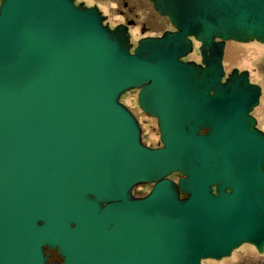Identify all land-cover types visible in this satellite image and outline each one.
I'll list each match as a JSON object with an SVG mask.
<instances>
[{
    "label": "water",
    "instance_id": "1",
    "mask_svg": "<svg viewBox=\"0 0 264 264\" xmlns=\"http://www.w3.org/2000/svg\"><path fill=\"white\" fill-rule=\"evenodd\" d=\"M150 3L173 30L131 48L129 21L108 27L93 5L0 0V264L263 252L264 132L250 113L260 87L245 69L224 73L221 57L226 40L264 44V0ZM191 39L198 63L180 59ZM130 89L158 146L118 100Z\"/></svg>",
    "mask_w": 264,
    "mask_h": 264
},
{
    "label": "rangeland",
    "instance_id": "2",
    "mask_svg": "<svg viewBox=\"0 0 264 264\" xmlns=\"http://www.w3.org/2000/svg\"><path fill=\"white\" fill-rule=\"evenodd\" d=\"M82 1L88 4H96L105 15V18L110 25L121 21V18L123 17L117 13V9H122L121 2L123 0ZM124 1L126 2L127 6H134V10H132L130 14L132 12L137 13V16L134 17L137 23H139V21L143 19V14L148 15L151 12L150 6L146 0H141L142 4L144 3V6L140 4V0ZM128 16L131 17V15ZM162 27H164L162 21L160 19L159 21H157V19L155 18L149 24V27L147 29H144L143 31L140 30L138 26L133 27L130 30L131 38L132 40H134L140 36L156 33L161 30ZM187 57L195 58L197 57V54L193 52ZM221 64L224 73L228 72L232 67H235L238 70L245 69L248 72L249 82L255 83L260 87L258 102L251 109L250 113L255 119L256 127L264 132V44L254 40L247 42H235L226 40L223 46ZM119 100L123 101V95H120ZM130 103H132V101ZM131 107L134 108V106ZM142 129L149 137L152 136L151 133H147L146 127H143ZM170 177H173V175H171ZM134 188V194L143 195L148 189V185H138ZM262 253L264 252H256L250 244L242 243L236 248L232 249L230 254L226 257H222L220 259H201L199 264H260L263 257Z\"/></svg>",
    "mask_w": 264,
    "mask_h": 264
},
{
    "label": "flooded vegetation",
    "instance_id": "3",
    "mask_svg": "<svg viewBox=\"0 0 264 264\" xmlns=\"http://www.w3.org/2000/svg\"><path fill=\"white\" fill-rule=\"evenodd\" d=\"M146 1H147V3L150 6L151 12L148 15L143 14L142 15V18L143 19L140 20L139 23H137L136 20H135V18H134V17L137 16V13L136 12H132L130 14V12L132 10H134L133 9L134 6L133 5L132 6H127L126 2L123 0L121 2L122 9H117V13L119 15L123 16V17L121 18V21L116 22L113 25H110L107 22V20L105 18V15L102 13V11L99 9V7L96 4H94V3L88 4V3H86V2H84L82 0H73V3L75 4L77 2H82V4L85 5V6H92V5L95 6L97 8V10L99 11L100 15L104 16V19L102 20V22L106 23L108 27H112V26H114L115 24H118V23L126 24L129 21V23L126 24V27H127V32H128V36H129V42L131 43V48H132L134 46V44H135L136 39H138L140 37H143V36H140V37L132 40L131 34H130V30L133 27H135V26H138V28L143 31L144 29H147L149 27V24L153 21V19L156 18L157 21H159V19L162 21V23L164 24V27H162V29L159 30L156 33L148 34V35H144V36H157V35H159L164 30H169V31H172L173 30V28L169 24L167 18L165 16H162V15L157 14L152 9L150 0H146ZM140 4L142 6H144V3L142 4V1L141 0H140ZM128 15H131V17H129ZM153 17H155V18H153ZM197 46H198V42H196V41H194V40L191 39V50L185 56L181 57L180 59L182 61L192 60V61L198 63L199 62V55H198V51H197ZM193 52H195V54H197V57H195V58L187 57L189 54H191ZM136 92H137V89H130V90L123 91L120 94V95H123V101L119 100V98H118V100L130 111V113L137 120V123H138L139 128H140V139H141V141L145 145L150 146V147L158 146L159 143L157 142V130H156V127H155V119L153 117H150V116L144 114L143 112H141L138 109V107L135 104ZM120 95H119V97H120ZM131 101H132V103H130ZM131 106H134V108L131 107ZM150 121L152 122V124H151ZM143 127H146L147 128V133H151L152 136L149 137L145 133V131L142 129ZM203 131L204 130H200V132H203ZM171 175H173V177H170ZM177 176H179V175L176 172L171 173V174L168 175V177H170L172 179H175ZM145 184L148 185V189L146 190V192H147L149 190L151 184L150 183H145ZM134 189L135 188L133 187V189L131 190V193H133V194H134V192H133ZM43 252L47 254V257H46V261L47 262H50V261H60L61 260V257L58 254H56L55 249L44 248L43 249Z\"/></svg>",
    "mask_w": 264,
    "mask_h": 264
},
{
    "label": "trees",
    "instance_id": "4",
    "mask_svg": "<svg viewBox=\"0 0 264 264\" xmlns=\"http://www.w3.org/2000/svg\"><path fill=\"white\" fill-rule=\"evenodd\" d=\"M263 252H264V245H263ZM262 254H263V257H262V259H261L260 264H264V253H262Z\"/></svg>",
    "mask_w": 264,
    "mask_h": 264
}]
</instances>
